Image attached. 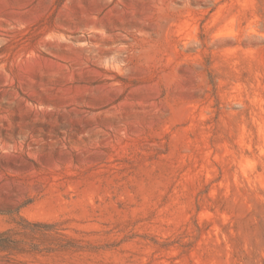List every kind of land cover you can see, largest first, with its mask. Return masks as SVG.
I'll return each mask as SVG.
<instances>
[{
    "label": "rangeland",
    "instance_id": "obj_1",
    "mask_svg": "<svg viewBox=\"0 0 264 264\" xmlns=\"http://www.w3.org/2000/svg\"><path fill=\"white\" fill-rule=\"evenodd\" d=\"M0 264H264V0H0Z\"/></svg>",
    "mask_w": 264,
    "mask_h": 264
},
{
    "label": "trees",
    "instance_id": "obj_2",
    "mask_svg": "<svg viewBox=\"0 0 264 264\" xmlns=\"http://www.w3.org/2000/svg\"><path fill=\"white\" fill-rule=\"evenodd\" d=\"M14 248V242L8 237V233H0V251H9Z\"/></svg>",
    "mask_w": 264,
    "mask_h": 264
}]
</instances>
